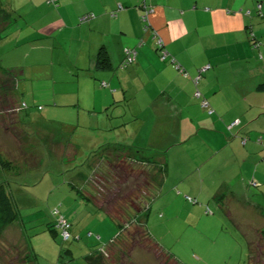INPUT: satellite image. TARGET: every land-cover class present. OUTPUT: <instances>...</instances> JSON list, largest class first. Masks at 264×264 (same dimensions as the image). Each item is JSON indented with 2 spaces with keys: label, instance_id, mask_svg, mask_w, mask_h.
I'll return each mask as SVG.
<instances>
[{
  "label": "crops",
  "instance_id": "obj_1",
  "mask_svg": "<svg viewBox=\"0 0 264 264\" xmlns=\"http://www.w3.org/2000/svg\"><path fill=\"white\" fill-rule=\"evenodd\" d=\"M27 2L35 5L33 0ZM56 2L40 0V5L47 4L48 12L36 18V38L32 40L42 41L28 43L21 55L25 61L10 64L0 57V73L4 68H22L15 91L21 80L33 74H38L36 79L51 78L53 83L56 78H65L67 86H53L52 106L57 102L61 107L78 106L77 122L113 131L107 133L105 143L164 151L167 171L159 198L172 194V199L183 201L185 194L192 196L198 203L188 206L195 209L196 222L216 226L219 219L223 226L227 222L234 228H223L211 241L213 245L225 242L234 247L229 238L234 231L246 242L241 225L264 230L263 146L256 141L261 137L264 144V91L256 89L264 82V8L259 15L256 4L261 2L264 7V0ZM143 3L152 7L147 31L139 19ZM89 13L93 16L80 20ZM250 33L259 41L257 46ZM4 38L0 49L8 43ZM155 39L162 41L167 59L160 58ZM101 45L109 52L111 70L95 68L94 57ZM124 50L135 51V60L121 66ZM6 53L0 51V55ZM63 53L65 65L61 63ZM207 64L209 68L202 70ZM202 99L207 100V107L201 105ZM38 100L33 98L32 102ZM36 105H31L30 114L40 115L36 119L45 123L31 120L28 128L43 132L54 145V132L46 129L47 112L44 107L36 110ZM209 106L211 113L207 112ZM86 117H95V123L88 124ZM235 119L239 123L229 127ZM242 136H248L244 144ZM251 178L257 181L256 187L249 186ZM229 192L244 196L249 207L228 198V206L222 209L225 215L220 214L216 195ZM199 200L216 205V213H205ZM161 210L165 214L167 208ZM16 224L21 223L14 222L12 231H16ZM25 240L24 233L20 234L19 241ZM243 252L241 259L247 264V244Z\"/></svg>",
  "mask_w": 264,
  "mask_h": 264
},
{
  "label": "rangeland",
  "instance_id": "obj_2",
  "mask_svg": "<svg viewBox=\"0 0 264 264\" xmlns=\"http://www.w3.org/2000/svg\"><path fill=\"white\" fill-rule=\"evenodd\" d=\"M27 1L0 0V8L8 12L6 17L0 12V37L2 36L0 42L5 34H9L4 38L8 43L0 49L3 53L9 51L7 52L9 54L0 57L10 64L19 59L25 61L26 58L21 55L28 43L42 41L32 39L35 37L33 33L37 25L36 18L48 12V0L46 5H40V0H33L35 5L32 7ZM61 57L62 65H65L64 53ZM55 67L63 73L61 68L57 65ZM37 76L38 74H33L32 79L21 80V87L14 94L18 101L22 99L30 106L40 104L44 107L43 111L47 112L49 118L47 123L49 126L46 129L54 132V145L43 132L35 131L33 126L28 128L19 123V117L15 114L10 99L13 83L8 74L0 73V159L9 160L6 163L7 168L12 164V169H0V181L6 180L5 186L23 222V225H13L16 226V231L11 230L13 227H8L1 233L0 264H36L28 258L30 249L34 252L38 264H88V256L90 257L93 252L89 253L97 246L107 244L118 232L117 225L102 210L82 200L79 195L80 190L90 189L88 181L92 168L86 162L89 152L105 144L107 133L111 135L113 131L77 122L78 106L61 107L58 106L60 102L52 106L53 102L50 99L54 97L52 91L54 84L55 88L65 87L69 82L65 81V78H56L57 82L53 83L51 78L36 79ZM33 98L40 100L33 103ZM66 108H73L74 111ZM36 117L40 119V115L32 114L30 122L37 121L39 125L45 123L43 119L37 120ZM94 119L95 117H86L88 124H94ZM95 143L98 144L94 146ZM65 144L74 147L69 155L63 154ZM66 147L69 150V146ZM107 153L109 158L118 159V163H122L119 158L126 151L119 152L111 148L104 152V155ZM116 154L119 156H115ZM105 165L106 163L102 165L104 171H106ZM134 165L137 169L140 167L144 170H154L152 167ZM172 198V194H163L157 198L147 222L149 233L166 251L182 264H243L244 258L241 259V256L244 255L243 250H246V242L240 233L234 231L229 237L234 247H230L225 242H217L213 245L211 241L215 235L222 233L223 228L230 227L231 230L234 228H231L227 222L223 226L219 219H216V226L205 221L196 222L195 209L191 210L189 207L190 204L193 206L195 203L187 199L181 201ZM199 201L204 210L207 204L210 213H216V205ZM227 202L228 200L225 203ZM162 207L167 208L165 213L167 219L161 210ZM56 209L72 223V234L67 240L60 236L58 229L54 235L47 228L48 224L57 219L54 214ZM219 211L220 214L225 215L222 208H219ZM159 213H162L163 217H160ZM202 218L199 217L200 220ZM138 228L141 230V227ZM240 228L246 234L252 232L249 227L241 225ZM141 232L144 238L143 230ZM23 233L30 249L26 240L19 241L20 234ZM253 241L255 242L256 238ZM253 248L256 251H253L255 264H264V255L262 253V256L260 255L258 246ZM108 250L110 253L117 250V247L114 245ZM60 251L64 252L62 256ZM103 252L94 254L93 264H110L111 254L106 256ZM131 264H160V260L155 259L153 254L146 250L136 247Z\"/></svg>",
  "mask_w": 264,
  "mask_h": 264
},
{
  "label": "trees",
  "instance_id": "obj_3",
  "mask_svg": "<svg viewBox=\"0 0 264 264\" xmlns=\"http://www.w3.org/2000/svg\"><path fill=\"white\" fill-rule=\"evenodd\" d=\"M145 0H143L144 2ZM50 3H57L56 0H48ZM261 4V7H258V4ZM145 3L141 4L142 11ZM118 7L122 8L121 5ZM263 5L261 2H257L256 9L259 15L263 13ZM1 15L3 17L8 16V12H6L3 8H0ZM86 18L83 19L82 16L80 18L81 21L87 20L93 16V14H86ZM112 16L116 15V12L113 11L111 13ZM142 12L140 13L139 19L142 24V29L147 31L148 22L145 24L141 18ZM147 25V26H146ZM250 36L253 40V44L257 46V42L254 38V34L250 33ZM158 39H155L156 47L160 50H165L163 47L160 48L158 44ZM128 50H124V56L121 62V66H126L129 63H125L127 58ZM166 51V50H165ZM167 52V51H166ZM162 51L160 53L161 58ZM168 58L167 57L165 59ZM162 59V60H165ZM133 62V61H132ZM173 66L176 62H171ZM94 65L98 70H111L112 62L107 48L104 45H101L94 57ZM176 68V67H175ZM179 69V68H177ZM4 72L10 76V79L13 83V93L11 95V101L13 105V110L15 114L19 117V121L21 124L26 125L28 127L30 122V108L25 101H18L15 98V85L18 79L22 78V68L20 66H14L9 68H4ZM259 91H264V82H261L256 87ZM205 99H202V101ZM201 101V105H202ZM207 102V100H206ZM24 106H21V104ZM208 103V102H207ZM42 108L41 105H36V110H40ZM213 110L210 106L207 108V112L211 113ZM236 120V119H235ZM234 121V120H233ZM232 121V122H233ZM230 123L229 127L234 125ZM239 121L236 123L238 124ZM248 136H242L241 142L244 144ZM258 143L263 146V153L261 157V162L264 164V144L261 140V137L256 139ZM69 143V142H68ZM66 146H69V150ZM70 144L63 145V154L69 155L74 149ZM115 149V151L122 152L125 150L126 153L119 159L122 160V163H118V159L112 160L113 158H109L108 153L104 155V152ZM164 151L156 150L153 148H145L138 147L129 144L123 143H105L101 146L91 150L86 158V162L90 164L92 168L91 175L89 177V191H79V195L84 201H88L92 203L97 209L102 210L108 217L111 219L118 228V232L115 237L111 238L107 244L99 245L94 251H91L89 254L90 257L87 259L88 264H93L94 254H99L101 251L103 255L109 256L111 254L112 260L110 264H131L133 251L136 247H140L147 252L153 254L155 259L160 260V264H182L180 263L175 256L166 251L149 233L147 229L148 218L151 214V204L157 198H159L161 194V184L164 179V176L167 171V163L165 158H162ZM115 156H119L116 154ZM105 159V160H104ZM106 161V162H105ZM9 162L7 159H0V169L9 170L12 169V164L7 168L6 163ZM106 163L105 170H102V165ZM137 166H148L154 168V170H148L140 168H135ZM6 180L0 181V235L4 231V229L10 227L14 222H20L23 225L22 220L19 218L13 198L8 192L5 186ZM255 182V184H253ZM155 183V184H154ZM249 186L256 187L257 181L254 179L249 180ZM185 199L198 203L197 200L189 195H184ZM189 197V198H188ZM228 198H232L242 204H245L244 207H249V201L244 198V196H235L233 193H221L216 195V201L220 204L221 208L224 209L226 205V200ZM246 202V203H245ZM54 214L57 216L56 220H53L50 224L47 225V228L55 235L57 233V229L60 232V236L67 240L70 238L72 234V223H70L65 216H63L57 209L54 210ZM205 213L209 214L211 212L208 205H205ZM133 213V214H130ZM211 214V213H210ZM132 215V216H130ZM61 221L64 222L62 225ZM141 227L143 230L144 238H142V232L138 228ZM250 230V229H248ZM64 231L68 233L65 237ZM245 233V232H244ZM246 234V233H245ZM146 235V236H145ZM247 235V264H255L254 260V248L253 246H258L260 255H264V230H256L252 229V232L246 234ZM125 237H127L125 239ZM256 238V241L253 240ZM27 240V239H26ZM27 244L30 249L29 242L27 240ZM116 246L117 250L109 253V248L112 246ZM105 247H107L105 249ZM29 259L32 262L37 263L36 256L34 252L30 249ZM254 251V252H253ZM64 253L60 251V255L62 256ZM262 253V254H261ZM161 258V259H160ZM264 259V256H263Z\"/></svg>",
  "mask_w": 264,
  "mask_h": 264
},
{
  "label": "built area",
  "instance_id": "obj_4",
  "mask_svg": "<svg viewBox=\"0 0 264 264\" xmlns=\"http://www.w3.org/2000/svg\"><path fill=\"white\" fill-rule=\"evenodd\" d=\"M258 7H259V8L261 7V4H260V3L258 4ZM151 11H152V7L147 8V7L143 6V11H142L141 18H142V21L145 22V24H147V22H148V15H149V13H150ZM86 16H87V15H85V16L83 17V19L86 18ZM146 26H147V25H146ZM157 42H158V44H159V46H160V48H161V47H162V41H161L160 39H158ZM161 51H162L161 59H165V58L167 57V52H166L165 50H163V49H162ZM127 53H128V55H127V58H125V59H126V62H125V63H130V62L134 61V60H135V51H133V50H128ZM170 61H171V62H174V59L171 58ZM174 66H175L176 68H179V65H178V64H175ZM209 66H210L209 64L205 65V66L202 68V70L208 69ZM198 79H199V76H197V77L195 78V81H198ZM197 94H199V93L197 92ZM21 106H24V104L22 103ZM202 106H203V107H207V106H208V103L206 102V100H203V101H202ZM237 122H238V120L236 119V120H234V121L232 122V124H236ZM253 184H255V182H253ZM188 198H189V197H188ZM61 223H62V225H64V222H63V221H61ZM64 235H65V237H66V236L68 235V233H67L66 231H64Z\"/></svg>",
  "mask_w": 264,
  "mask_h": 264
}]
</instances>
